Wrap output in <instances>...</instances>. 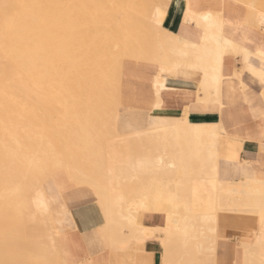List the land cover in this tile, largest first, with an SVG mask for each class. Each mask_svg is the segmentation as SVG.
<instances>
[{
  "label": "bare ground",
  "instance_id": "bare-ground-1",
  "mask_svg": "<svg viewBox=\"0 0 264 264\" xmlns=\"http://www.w3.org/2000/svg\"><path fill=\"white\" fill-rule=\"evenodd\" d=\"M19 1L45 7L0 0V260L136 264L154 241L160 264H215L227 223L246 233L235 264H260L264 124H242L237 105L264 121V0H179L177 30L164 25L174 0ZM179 79L193 89L167 87ZM169 96L180 102L169 119L119 120L131 102L158 115ZM244 141L259 144V171L239 160ZM67 191L96 202L97 256L81 247Z\"/></svg>",
  "mask_w": 264,
  "mask_h": 264
},
{
  "label": "crops",
  "instance_id": "crops-1",
  "mask_svg": "<svg viewBox=\"0 0 264 264\" xmlns=\"http://www.w3.org/2000/svg\"><path fill=\"white\" fill-rule=\"evenodd\" d=\"M176 2H177V5L175 6ZM181 10H182V7L180 4V1L174 0V2L172 3V5L170 6V8L168 10L167 18L165 20L164 25L167 28H170L171 30H173V29L177 30L178 29L179 24H180V20H181ZM262 37L264 40V36H262ZM190 82L191 81H184V80H181V82L175 81V80H169V81H167V86L171 87V88H177V89L178 88H180V89H183V88L193 89V86ZM243 83L245 84V91H246L247 96L250 98H253V96L255 97V95H256L255 93H257V86L255 84L251 83L248 80L246 75H244V77H243ZM189 84H191V85H189ZM253 86H254V88H253ZM223 88H226V89H224L226 91V94L223 96V93H222L223 102H228L227 101L228 100V98H227L228 88L226 85ZM177 101H178V99H177ZM178 104L179 103L175 104L173 102L168 103L167 104L168 107L165 108L166 112H168L167 110H169L170 112L178 113V111L180 110V106ZM250 104H251V106H255L258 103L253 101ZM238 105H237V109L243 112V114H241V117H240V122L242 124H247V125H255V124L263 125L264 124V121L262 119L250 117L249 108H247L248 105H242V104H238ZM240 105H242V106H240ZM256 106L261 108V105H256ZM166 116H167V118H165V119H169L168 117H170V115L166 114ZM191 116L196 117L197 121H203V122H207V121L216 122L218 119V116L215 113L193 112L190 114L189 117H191ZM259 148H260V146L257 142L244 141L241 144L240 149H239V154H238L239 160L240 159L246 160L247 162L251 163L250 165L252 167H255L256 170L259 171L260 169L263 168V163H262L263 160L261 162L259 161V164H255V162L257 161V158H258ZM263 157H264V147H263ZM71 215L74 219L75 225L77 227V231L80 233L81 243H82L83 247H85L84 250L86 249L92 255H94L98 252L104 251L105 245H104L103 239H102L100 232L98 230V227H97L101 223V219H100V215L98 213L96 206L92 203H89V202L78 205V206L71 209ZM252 223H253V221L250 222V224H252ZM146 224L150 225V226H157V225H161V222L158 218H154V219H151L149 221H146ZM81 232H84V233L87 232L88 235H92V233L98 232L99 239H101V246L102 247L99 248L95 252L90 251L84 244ZM217 235H218V238L221 237L222 240H220L221 242L218 245V250H217L216 257H215L216 258L215 259L216 264H225V263L226 264H231V263L235 264L237 261L238 252H239V249L236 245L237 240L240 238L244 239L243 237L246 235V233L243 231H239L237 229H234L229 224L225 223V224H220V226L217 229ZM134 255H135L136 264H155L157 257H158V264H160L161 251L158 248V244L154 241L145 243L144 245H138L136 247V251H135ZM228 259H229V261H228Z\"/></svg>",
  "mask_w": 264,
  "mask_h": 264
},
{
  "label": "rangeland",
  "instance_id": "rangeland-1",
  "mask_svg": "<svg viewBox=\"0 0 264 264\" xmlns=\"http://www.w3.org/2000/svg\"><path fill=\"white\" fill-rule=\"evenodd\" d=\"M26 3H35L34 1L35 0H25ZM20 1L19 0H5V4H8V5H12V6H17L18 3ZM3 4V5H5ZM177 5V2L175 3V6ZM13 8V7H12ZM9 9V8H8ZM7 9V10H8ZM10 11V10H8ZM1 13V11H0ZM0 31L2 30L3 26L6 23V17H5V12L1 13L0 14ZM3 16V17H2ZM179 82H181V79L177 80ZM191 85V84H189ZM168 87V86H167ZM168 88H171V87H168ZM173 89H177V88H173ZM188 90H191V89H188ZM223 91V96L226 94V91L224 90V88L222 89ZM170 97V96H169ZM182 99V98H180ZM173 102L175 100V97H170V98H166L164 101L165 103L163 104V107H162V110H159L161 111V113H159L158 115L156 114H153V115H148V108L147 106H145L144 104L140 103V102H131L130 104L128 105H125L123 110L121 111V113L119 114V120L123 123V124H129L131 123V121L135 118L137 119L136 117H143L144 119H146L145 121L149 120V121H161V120H164L165 118H167L166 114H164V112L166 113V107H168V103H170L171 101ZM169 101V102H168ZM176 101V100H175ZM174 101V102H175ZM173 102V103H174ZM253 102V101H252ZM254 102H257L258 104L256 105H260L258 99L256 98V100H254ZM180 103V102H179ZM175 104H177L175 102ZM167 105V106H166ZM250 105V104H249ZM251 106L250 105V113L252 114H256V112L258 110H260L261 108H259L258 106ZM145 106V107H144ZM134 107V108H133ZM174 107V106H173ZM165 109V110H164ZM144 113H142L141 111ZM131 111V112H130ZM168 113H174V112H170L169 110H167ZM134 112V113H133ZM141 112V113H140ZM137 113V114H136ZM134 114V115H133ZM129 115V116H128ZM127 116V117H126ZM122 118V119H121ZM130 118V119H129ZM190 120H191V117H190ZM67 196L71 202V204L76 207L78 205H81V204H84V203H92L96 206L97 208V205H96V202L93 200L92 197L88 196V194H82V193H79V192H68L67 191ZM82 233V237H83V241H84V244L85 246L92 252H95L97 251L99 248H101V239H99V235H98V232L96 233H92V235H88V233H84V232H81ZM80 238V236H79ZM220 240L221 237H219L217 239V250H218V245L219 243L221 242ZM81 247H83L82 243H81ZM72 249H70V253L72 255H74L75 257H77L78 255H80V247L76 246V245H73V247H71ZM84 248V247H83ZM102 252V251H101ZM99 252V254L101 253ZM97 256V254H95ZM216 259V258H215ZM215 264H216V261H215Z\"/></svg>",
  "mask_w": 264,
  "mask_h": 264
},
{
  "label": "snow or ice",
  "instance_id": "snow-or-ice-1",
  "mask_svg": "<svg viewBox=\"0 0 264 264\" xmlns=\"http://www.w3.org/2000/svg\"><path fill=\"white\" fill-rule=\"evenodd\" d=\"M4 9L7 10L10 7H31V8H43L45 6L43 5H29V6H25V5H19V6H12V5H8L5 4L3 5ZM56 7H60V6H56ZM158 11V16L156 19V22L159 23V16L162 15V12ZM5 17H6V23L8 22V20L10 19V17H8L7 11H5ZM262 23H264V20H262ZM261 57L264 58V52L260 53ZM260 80L261 83L264 84V67H262L261 69V73H260ZM261 96L264 97V93H261ZM260 194L262 197H264V181H261V190H260ZM0 264H22L21 261H17V260H13V259H8L5 258L3 260H0ZM73 264H87L86 261H80V260H76L73 262ZM260 264H264V258L261 259Z\"/></svg>",
  "mask_w": 264,
  "mask_h": 264
},
{
  "label": "trees",
  "instance_id": "trees-1",
  "mask_svg": "<svg viewBox=\"0 0 264 264\" xmlns=\"http://www.w3.org/2000/svg\"><path fill=\"white\" fill-rule=\"evenodd\" d=\"M191 121H197V118L191 116ZM207 122H209V121H207ZM155 264H158V257L156 258Z\"/></svg>",
  "mask_w": 264,
  "mask_h": 264
}]
</instances>
